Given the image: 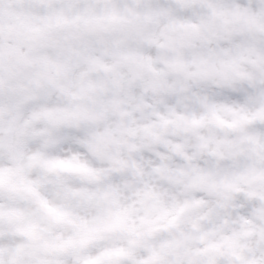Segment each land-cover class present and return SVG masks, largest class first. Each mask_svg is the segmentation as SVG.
Masks as SVG:
<instances>
[{
  "label": "clouds",
  "instance_id": "clouds-1",
  "mask_svg": "<svg viewBox=\"0 0 264 264\" xmlns=\"http://www.w3.org/2000/svg\"><path fill=\"white\" fill-rule=\"evenodd\" d=\"M0 264H264V0H0Z\"/></svg>",
  "mask_w": 264,
  "mask_h": 264
}]
</instances>
